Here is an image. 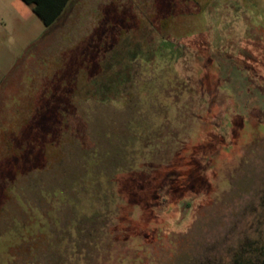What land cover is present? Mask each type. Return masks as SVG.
Instances as JSON below:
<instances>
[{
    "label": "rangeland",
    "instance_id": "1",
    "mask_svg": "<svg viewBox=\"0 0 264 264\" xmlns=\"http://www.w3.org/2000/svg\"><path fill=\"white\" fill-rule=\"evenodd\" d=\"M131 94L148 122L127 130ZM252 240L264 0H72L0 33V264H211Z\"/></svg>",
    "mask_w": 264,
    "mask_h": 264
},
{
    "label": "trees",
    "instance_id": "2",
    "mask_svg": "<svg viewBox=\"0 0 264 264\" xmlns=\"http://www.w3.org/2000/svg\"><path fill=\"white\" fill-rule=\"evenodd\" d=\"M26 5L31 7L32 13L42 22V24L46 27L51 26L58 18L62 15L67 5L72 0H21ZM150 80L152 79L149 77ZM155 80V81H154ZM170 80L167 76L161 74L158 79H152L153 83L151 85L156 84L157 95L146 94V90L150 84L144 86V99H142L141 103L144 107H148L150 111H154L156 106L159 105L157 102L158 98H168L170 96L169 84ZM143 81V80H142ZM142 81L141 85H142ZM148 81V80H146ZM151 81V82H152ZM145 81H143L144 83ZM157 82V83H156ZM149 83V82H148ZM148 86V87H147ZM192 89L189 90V93H192ZM135 94H131L130 96L124 98V103L134 105V111L136 115L130 116L127 120V130L132 128V125L136 124L137 119H140L143 122H148L147 112H142L141 107L138 106V102L135 99ZM162 96V97H160ZM158 97V98H157ZM173 97H178L174 95ZM179 100V99H178ZM178 102V101H177ZM175 102V103H177ZM160 110L162 109H156ZM132 115V114H131ZM167 118V115H165ZM149 127V126H148ZM255 234V233H254ZM221 261V260H220ZM220 261H213L211 264H264V241L259 244L256 240H252L250 243H242L240 248L236 251V253H232L227 256V259ZM207 263V262H206Z\"/></svg>",
    "mask_w": 264,
    "mask_h": 264
},
{
    "label": "crops",
    "instance_id": "3",
    "mask_svg": "<svg viewBox=\"0 0 264 264\" xmlns=\"http://www.w3.org/2000/svg\"><path fill=\"white\" fill-rule=\"evenodd\" d=\"M27 8L31 10V7L21 0H0V33L7 31L14 21H19V18L27 13Z\"/></svg>",
    "mask_w": 264,
    "mask_h": 264
},
{
    "label": "clouds",
    "instance_id": "4",
    "mask_svg": "<svg viewBox=\"0 0 264 264\" xmlns=\"http://www.w3.org/2000/svg\"><path fill=\"white\" fill-rule=\"evenodd\" d=\"M178 221H180V215L179 214H177L175 219L170 218L166 221V223L168 225L169 234H171L173 232H175V233L184 232L187 230L186 223L187 224L191 223L190 219H187V218H186V221H181L180 223H178Z\"/></svg>",
    "mask_w": 264,
    "mask_h": 264
}]
</instances>
